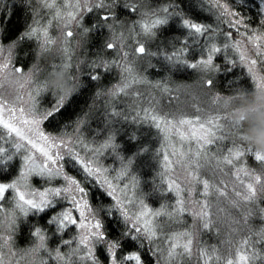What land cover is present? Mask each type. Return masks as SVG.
<instances>
[{
	"label": "snow or ice",
	"instance_id": "obj_1",
	"mask_svg": "<svg viewBox=\"0 0 264 264\" xmlns=\"http://www.w3.org/2000/svg\"><path fill=\"white\" fill-rule=\"evenodd\" d=\"M19 11L31 10L35 13L33 24H29L24 31L17 36L18 43L22 41H37L41 49H47L52 40L49 36V28L53 21L70 23L80 13V0H63V9L55 3V0H16ZM40 4L44 8L53 9L52 18L46 25L41 26L36 19L39 12L33 5ZM201 3L210 5L209 11H213L216 23H201L199 20L190 18L181 10L179 0H165V3L157 6L150 20L141 21L139 27L146 34H154L157 29H165L169 24H179L183 29V35L189 39L184 42L176 56L177 62L184 63L188 68L201 69L207 72L219 73L220 67L214 62L217 54L222 52H235L239 62L247 68L250 78L258 88L264 89V0H260V7L256 17L244 15L238 11L240 5H231L227 0H201ZM5 0H0V10L4 8ZM87 8V0H85ZM88 11H91L88 8ZM129 14L136 13L135 6L127 9ZM108 19L107 16L103 17ZM9 15L3 16V25L10 23ZM255 24V27L253 25ZM226 25V28L224 27ZM68 40L65 41L63 51L66 56L69 53L68 44L71 42L72 33H67ZM223 37L217 42L218 37ZM3 26H0V39L3 40ZM200 38H206V42L191 62L188 61V52L185 50L188 43H199ZM111 50L112 45L108 46ZM138 51L143 54L145 49L141 46ZM174 55H176L174 53ZM230 66L235 60H229ZM5 64L0 72L8 68ZM13 71L23 74L22 67L12 66ZM65 67H68L65 64ZM231 69V68H229ZM107 71V70H105ZM93 81H99V72L90 76ZM214 80L211 76L206 81V86L211 88ZM21 87H23L21 85ZM128 87L125 83L124 88ZM124 88H118L117 92H123ZM43 91L39 83L28 94L30 107L23 106V97L17 96L15 102L5 101L0 96V128L4 129L10 139L13 151L8 152L5 147L0 146V165L14 161L16 156L20 157V166L10 181L4 179V168L0 167V202L8 197L14 201V208L5 217V223L0 224V264H5L3 251L6 248L10 255L13 253V237L20 228V220L25 221L31 216L35 220L30 228L29 244L26 255L31 256L30 264H157L159 259H164L166 264L176 258L180 251L191 252V238L185 240L187 233L169 235L165 240L163 236V225L157 217H167L171 224L175 219L184 214L186 203L184 193L188 192L191 185H182L175 174L177 166L188 168L187 158L191 154L196 160L203 158L206 162L215 160L218 165H233L239 161L243 163L244 152L232 145L231 148L223 146V142L229 137L222 132L219 118H209L201 121L200 118H184L176 121L162 113L152 111L150 120L153 125L165 134L166 140L175 138L176 143L171 145V151L164 154L165 167L169 169L167 187L169 193L176 194V211L168 210L167 206L159 211H152L146 207L143 200H138L139 209L131 213L125 200H128L127 192L134 189L136 181L125 184L122 188L117 182H122L128 171V166L123 165L116 172L115 177L109 175L110 170L101 163V156L105 150L111 149L116 152L115 137L110 135L104 143L95 148L88 149L89 155L82 157L75 151L73 140L66 135H53L46 133L42 125L45 121L55 118L65 105L63 101H54L47 109L40 111L36 107V97ZM164 91H169L167 88ZM99 94V93H98ZM115 94V93H114ZM148 117V111L144 113ZM80 131L79 125L76 132ZM173 134L169 136V132ZM0 138H3L0 136ZM6 139L5 142H9ZM77 142L79 138H76ZM216 144L213 150L210 146ZM194 145V146H193ZM215 153V154H213ZM67 156V160H65ZM258 160L264 161V157L257 155ZM129 165L131 161L128 162ZM67 165L78 166L82 171L84 179L81 181L65 170ZM245 169L237 168V172ZM39 179L44 182L43 188L33 187L32 181ZM91 181L97 185V193L101 200L105 197L114 201L113 208L125 222L123 231L113 236L108 231L106 218L113 215L109 208L103 217L98 218L92 205L86 197L88 196L87 185ZM207 182L204 181L201 196L207 194ZM120 193V195H117ZM61 202H67L71 207L57 209ZM135 204V201H129ZM73 210L79 213V219L73 217ZM6 209L0 203V213ZM47 214L45 224L39 223L40 218ZM78 230L77 234L65 239L69 229ZM51 230V235H49ZM115 231V230H114ZM58 237L57 246L52 247L50 240ZM73 244L75 246L73 247ZM165 244L167 247H165ZM62 246L70 248V252H64ZM243 248L247 250L245 242ZM73 257L75 259H73ZM252 259L259 260V253H254L250 258L246 254L238 256L235 264H252ZM11 264V261L8 262ZM232 264V262H229Z\"/></svg>",
	"mask_w": 264,
	"mask_h": 264
},
{
	"label": "rangeland",
	"instance_id": "obj_2",
	"mask_svg": "<svg viewBox=\"0 0 264 264\" xmlns=\"http://www.w3.org/2000/svg\"><path fill=\"white\" fill-rule=\"evenodd\" d=\"M49 2H52V0H49ZM69 2L72 3L74 0H69ZM118 2L123 4L122 6L124 7H121L123 10H127L130 6H135L137 9L128 23H124L115 15L116 3L118 4ZM227 2L230 5L231 3L240 4L245 8H252L253 3H255L257 13L260 7V0H227ZM5 3H7V0H5ZM55 3L63 9V0H55ZM80 4L79 15L70 23L52 22V26L49 28L52 44L46 50L41 49L37 41L25 40L32 46L34 51V59L27 62L25 67L16 64L15 61V50L18 46L16 38L4 44L0 39V68H3L5 64L9 65L8 68L0 72V96H3L5 101L9 102H15L17 96L23 97V106L25 108L30 107L28 94L37 83L42 85L43 91L36 97V101L46 92L44 82H40L39 76L43 74V71L47 72L49 67L50 74L52 73L54 77V58L60 61V67L63 66V70L73 66V61L75 60L74 78L77 79L82 64L79 55L81 48L85 44V36L87 34L82 26L83 19L88 15L91 18L93 14H101L103 29L107 33L106 46L112 45L111 50L114 54L115 62L111 64L101 62L99 66H95L93 69H103L111 66L118 71V79L109 89V95L113 98L123 94L131 95L130 102L132 109L136 112V117L139 115L145 117L144 113L148 111V117L150 118L152 111H155L176 121L197 117L201 121H206L209 118H219L218 122L222 132L226 137H229L223 144L231 145V147L235 144L245 154L243 163L237 161L235 166L218 165L215 160L206 162L203 158L196 160L190 154L187 158L188 168L176 167L175 174L182 185H191L189 188L191 195L188 192L184 193L186 201L184 213L188 225L184 226L181 223H176L181 229L172 230L167 223L160 222L161 217H157L156 220L163 225L162 231L165 240L169 235L187 233L188 236H185V240L190 237L192 243L191 252L184 253L180 251L179 255L171 261V264H229V262L235 264L239 255L246 254L252 258L254 253H259L260 259L258 261H264V161L255 158L257 155L264 157V154L251 147L247 143L246 137H237L231 132L233 124L242 122L243 112H247L253 120L257 114L264 112V89L258 88L250 78L255 90L249 101H243L244 103L246 102L244 104L240 101L244 99L243 96L223 95L214 90V85L211 88L207 87V79L210 76L213 79L215 73L199 68L193 69V73H188L189 77L187 79L192 77V79H195L196 77L190 84L178 86L149 84L141 73L150 57L148 48L152 45L147 43V39L150 40V38H147L149 34L142 32L141 38H137L135 33L132 32L130 25L134 19L137 20V25H139L138 22L150 20L155 10L146 9V0H114V2L112 1L109 4L107 0H87V8L85 7V0H80ZM34 7L39 12V16L36 19L40 21L41 26L46 25L48 20L52 18L54 10L44 8L42 5L35 3ZM88 8L91 11H88ZM34 15L35 13L31 11L28 23L18 32L17 36L29 24L34 23ZM105 16L108 19H104L103 17ZM69 31H71L72 36L71 42L67 45L69 53L66 56L63 49L65 48V41L69 39L67 36ZM139 46L144 47L145 51L143 54L137 52ZM237 59L238 64L247 72V68L239 62L238 56ZM65 64L68 67H65ZM12 66L22 67L24 73H16L13 71ZM60 77L62 80L64 75ZM60 77L57 79H60ZM67 80L68 75H66ZM125 83L128 84L126 88H124ZM118 88H124L123 92H117ZM165 88L169 91H164ZM69 93L62 95L59 100L64 103ZM172 135L170 131L169 136L171 137ZM0 136L3 137L0 138L1 145H11L7 133L2 128H0ZM67 137L73 140L75 151L81 154L76 140L78 137L76 133H72ZM6 139H9V142L6 143ZM166 141L168 152H170L171 145L176 143V140L173 138ZM212 146L216 147V144L210 147ZM87 155L88 150L85 149L81 156L86 157ZM163 163L164 171L169 173V169L165 167V159H163ZM237 168H243L245 171L238 173ZM170 175L172 173H169ZM204 181L208 185L207 194L201 196L199 193L202 190ZM117 183L122 188V185L127 184V181L124 179L122 182ZM117 195H120V193H117ZM127 196L128 200H125V204L128 205L130 212L134 213L139 209L140 205L129 202L135 200L129 192H127ZM0 203L6 209L4 213H0V224H2L5 223L7 213L11 212L15 205L11 197ZM59 205L60 208L56 210L71 207L67 202H61ZM145 205L147 206L148 204ZM93 210L96 216L101 218L95 207H93ZM73 217L79 219V213L75 210H73ZM34 220L35 218L31 222H34ZM21 221L24 224L29 223V220L25 221L23 218H21ZM29 225L26 224V227ZM69 227L73 228L72 226ZM77 232L78 230H75L74 235ZM71 237H73V234L66 233L64 238L68 239ZM58 239L55 242L50 241L53 248L57 246ZM245 242L248 244L247 250L243 248ZM27 246L22 249H16L13 245L14 255H10L5 248L3 251L5 264H8L9 261H11V264H30L31 256L26 255ZM74 246L75 244H73ZM61 247L64 252H70V248L62 245ZM165 247H167L166 244ZM73 259L75 258L73 257ZM258 261L252 259V264H256ZM50 264H56V262L50 261ZM157 264H166V262L164 259H159Z\"/></svg>",
	"mask_w": 264,
	"mask_h": 264
},
{
	"label": "trees",
	"instance_id": "obj_3",
	"mask_svg": "<svg viewBox=\"0 0 264 264\" xmlns=\"http://www.w3.org/2000/svg\"><path fill=\"white\" fill-rule=\"evenodd\" d=\"M112 1L114 2V0H107V3H112ZM179 2L181 10L190 18L197 19L201 23L213 25L216 23L214 12L209 11L210 5L207 3H201V0H179ZM146 3V9L156 11L157 6L164 4L165 0H146ZM122 5L119 2L118 4L116 3L115 15L124 23H128V21H131L132 14H129L127 10H123L121 7L124 6ZM238 11L250 17H256L257 15L255 3H253L252 8H245L240 5ZM4 15L11 17L7 26L3 25ZM30 16L31 10L20 12L16 0H7L4 8L0 10V26H3L4 32L1 42L4 44L17 38L18 32L28 23ZM102 20V16L99 13L93 14L91 18L88 15L83 19L82 26L87 34L85 36V44L81 48L79 55L82 64L77 79L74 78L75 60L73 61V66L63 70V66L60 67V61L57 58L53 60V65L55 66L54 77L52 73L50 74L49 67L47 72L43 71V74L39 76L40 82H44V88L46 89V92L36 101V107L40 111L49 108L54 101H60L59 99L62 95L70 92L63 103L65 108L55 118L45 121L42 127L46 133L53 135L68 136L76 133L79 141H82V143L78 142L81 154L85 149L95 148L104 143L110 135L114 136V143L117 146L116 152L113 153L111 149L105 150L100 158L101 163L110 170L109 175L115 177L116 172L123 165H127L128 171L124 179L127 184H130L133 179L136 181L135 188L128 191L134 197L136 204H139L138 200H143L144 204H148L146 207L152 211H159L167 206L168 210L175 212L177 197L174 192L169 193L166 182L169 178V173L163 169L164 154L168 152V144L163 132L158 131L149 117L146 118L141 115L136 117V112L132 109L130 102L131 95L123 94L113 98L108 94L109 89L118 79L117 70L111 66L103 69H93L95 66H99L101 62L109 64L115 62L112 50H109L106 46L107 33L103 29ZM140 23L138 22L139 25ZM139 25H137V20L135 19L130 25L132 32L135 33L137 38H141L143 32ZM224 27L226 28V25ZM253 27H255V24ZM147 38H150V40ZM147 38V43H151L152 46L150 48L147 47L150 57L141 72L147 83L178 86L190 84L192 80L196 79V77L195 79H192L193 77L187 79L189 77L188 73H193L194 70L188 68L184 63L177 62L176 59L180 48L185 47L184 42L189 39L183 35V29L179 24L173 23L169 24L165 29H157L154 34H149ZM222 39V36L218 37L217 42L219 43V40ZM205 42L206 38H200L199 43L190 42L187 44L185 50L188 52L187 59L189 62L200 53ZM33 56V48L28 42L18 43L15 50L16 64L25 67L27 62L34 59ZM233 59L235 64L230 66L228 61ZM61 61L63 60L61 59ZM214 62L221 69L219 73H215L213 76L214 90L223 95L243 96L244 99L240 100L241 102L249 101L254 93L255 86L247 72L238 64L236 53L222 52L217 54ZM41 66L43 67V65ZM97 72L101 74V78L99 81H93L90 76ZM62 75L64 77L61 80L60 76ZM66 75H68L67 81ZM58 77L60 79H57ZM77 125L80 127L79 132H76ZM247 128L248 124L240 122L232 125L231 132L237 137H246ZM0 146L5 147L8 152L13 151L11 145L0 144ZM223 146L231 147V145H226L225 143ZM211 148L214 150L215 146ZM65 160H67V157H65ZM129 161H131L130 165ZM20 163V157L16 156L14 161L0 165V167L4 168L2 174L5 176V180L10 181L16 175ZM65 170L81 181L84 179L83 173L78 166L67 165ZM32 184L33 187L37 188L45 186L44 182L39 179H34ZM87 189V197L92 206L99 212L100 217H103L105 212L112 208L113 215L106 218L105 221L108 225V231L113 236L117 232L123 231L126 225L119 212L113 208L114 202L107 197L101 200L96 190L97 185L91 181H89ZM57 206V209L60 208L59 204ZM33 218L30 216L27 219L29 223L26 224H30L27 227L22 221L20 222V228L13 237V245L16 249H22L29 244L30 227L33 224L31 222ZM160 219L161 223H167L172 230L181 229L177 225L179 223L184 226L188 225L185 213L177 218L182 222H176L174 219L169 224V218ZM46 220L47 214L40 218L39 223L45 224ZM72 230L73 228L69 227L66 233L74 236V230ZM49 235H51V230H49ZM57 238L53 236L50 241L55 242ZM145 259L148 260V264H151V260L148 257H145ZM256 264H264V261L260 260Z\"/></svg>",
	"mask_w": 264,
	"mask_h": 264
},
{
	"label": "clouds",
	"instance_id": "obj_4",
	"mask_svg": "<svg viewBox=\"0 0 264 264\" xmlns=\"http://www.w3.org/2000/svg\"><path fill=\"white\" fill-rule=\"evenodd\" d=\"M242 123L248 124L245 132L247 143L256 151L264 154V112L257 114L254 120L247 112H243Z\"/></svg>",
	"mask_w": 264,
	"mask_h": 264
},
{
	"label": "water",
	"instance_id": "obj_5",
	"mask_svg": "<svg viewBox=\"0 0 264 264\" xmlns=\"http://www.w3.org/2000/svg\"><path fill=\"white\" fill-rule=\"evenodd\" d=\"M140 47H141V46H139L138 49H139ZM138 49H137V52L140 53V52L138 51Z\"/></svg>",
	"mask_w": 264,
	"mask_h": 264
}]
</instances>
